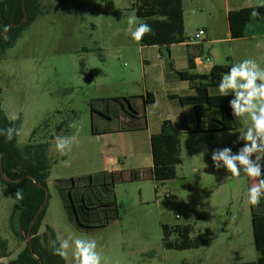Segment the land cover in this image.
I'll use <instances>...</instances> for the list:
<instances>
[{"label": "rangeland", "instance_id": "obj_1", "mask_svg": "<svg viewBox=\"0 0 264 264\" xmlns=\"http://www.w3.org/2000/svg\"><path fill=\"white\" fill-rule=\"evenodd\" d=\"M184 1L189 20L190 2ZM108 2L112 8L106 6ZM40 3L43 14L23 31L0 61L2 108L9 120L18 115L17 120L22 121L18 146L22 149L30 143L50 142L49 199L40 232L46 233L49 227L56 238L95 239L103 256L102 264L256 262L260 255L254 244L252 206L247 199L248 189L255 181L244 175L231 177L226 169L217 170L211 159L215 149L229 147L236 153L243 147L237 138L246 128L245 121L236 118V129L219 130L212 111L206 120V131L182 135V162L177 166V177L165 182L169 197L157 196L156 189L161 184L152 179L147 168L139 172L140 178H132V174H137L133 169L136 165L121 175H104L103 144L98 139L100 135L93 134V127L101 132L127 125L128 120L116 119L120 107L116 100L123 101V94H130L127 98L139 103L145 84L152 83L146 79L144 62L149 60L151 64L147 76L158 77L159 53L152 48L143 51L140 41H134L126 32L127 17L135 13V0ZM194 23L195 19L190 23L192 36L198 28L193 27ZM223 31L220 38H226L225 24ZM204 47L193 46L192 52L219 62L217 65L232 66L251 58L264 67V38ZM211 91L218 93V87ZM93 108L108 118L93 113ZM73 122L82 124L78 139L67 155H61L55 146L56 137H50L73 135ZM58 126H62L61 132H57ZM132 135L124 136V144L134 153L137 143ZM136 154L146 164L148 153L141 148ZM64 161L70 163L65 165ZM83 195L88 204L92 199L99 205L88 222L82 217L83 224L91 225L88 229L77 227L75 211L69 214L64 207L73 199L81 205ZM15 204V193L0 181V239L8 242L10 260L16 258L15 250L20 245L12 228ZM164 226L172 231L178 226L189 227L190 239L197 242V247L166 248ZM169 240L181 241L175 232ZM65 261L71 264V256Z\"/></svg>", "mask_w": 264, "mask_h": 264}, {"label": "trees", "instance_id": "obj_2", "mask_svg": "<svg viewBox=\"0 0 264 264\" xmlns=\"http://www.w3.org/2000/svg\"><path fill=\"white\" fill-rule=\"evenodd\" d=\"M183 1L135 0L133 10L136 16L152 28V32L146 34L140 41L141 46L169 48L174 44L187 41L185 38ZM106 6L112 8L113 4L108 2ZM42 14L43 9L40 0H0V26H11V30L7 33V40H4L2 33H0V61L7 50L16 44L23 31ZM254 16L258 17V21L262 26L260 34L264 35V6H258L230 13L229 24L232 37L235 39L245 37L248 25ZM192 47L189 48L192 49ZM194 57L193 53L189 54V69L187 71L174 70V72L178 79L190 82L195 90V95L189 97L169 95V97L179 100L184 105L193 106L199 120L205 118L210 110L218 109L220 111V117L218 118L219 130L236 129L238 124L229 106V101L233 97L231 95L222 97L210 94V89L218 87L221 75L227 72L231 65H214L208 74H197L194 72ZM170 67L173 69L171 63ZM2 92L0 86V129L10 127L14 123L21 130L22 121L20 119L14 122L9 120L2 108ZM116 101L120 103L123 112L132 116V121L138 124L137 127H126L127 130L143 129L145 124H140L145 123V117L140 116L132 107L131 99L125 97L123 101L119 99ZM144 101L146 104H152L155 99L152 94L148 93ZM92 112L108 118V115L102 111L93 108ZM61 130L62 126H58L57 132H61ZM100 133L93 127L94 135ZM55 137L52 135L50 140H54ZM17 141L18 136L9 142L4 136L0 135V181L14 193L17 189L23 190V199L16 200L14 206L12 228L17 237L23 231L31 237V240L9 264H65V259L53 255L49 243L56 239L53 230L48 227L46 233L40 232L49 199L47 184L51 173V163L48 156L50 142L30 143L21 149ZM151 149L153 158L152 179L157 183L174 180L177 177V166L182 162L181 140L179 133L170 120L163 121L160 132L152 135ZM103 174L115 176L124 173L107 174L103 172ZM134 177L136 175L132 174V178ZM80 200L81 205L78 204L80 201L76 203L73 199L70 202H65L64 207L69 214L71 210L75 211L77 220L74 224L77 227L88 229L91 228V225L83 224L82 217L88 222L99 205L95 204L92 199L90 200L91 203L88 204L85 195ZM80 206L81 210L79 209ZM42 207L43 209L36 219V215ZM252 215L254 244L260 256L256 262L242 264H264V197L261 198L259 205L252 206ZM104 226L102 225V227ZM163 228V241L166 248L185 250L197 247V242L190 239L191 230L189 227L178 226L173 231L168 226ZM172 232L178 234L180 242L169 240ZM7 256L8 242L0 239V257Z\"/></svg>", "mask_w": 264, "mask_h": 264}, {"label": "crops", "instance_id": "obj_3", "mask_svg": "<svg viewBox=\"0 0 264 264\" xmlns=\"http://www.w3.org/2000/svg\"><path fill=\"white\" fill-rule=\"evenodd\" d=\"M189 2V15L191 20H188L187 18L186 5L185 1H183L185 38L187 41L174 44L169 48L141 46L143 51L148 48L157 50L159 54H157L156 59L161 67L159 76L156 78H150V76H147V70L150 68L151 64L149 60H145V76L146 79L148 77V80L152 81V83L149 86L147 83L145 84L142 98L138 104L134 103L133 99H131L134 109L140 116L145 117V123L140 124H145V126H143V129L127 130L126 127H137L138 124L132 121V116L128 114H126L128 117L124 116L122 108L119 107L116 119L119 121L124 120L125 122L128 120L129 122L132 121V123L129 124V122H126V126H115L108 130H102L99 134L100 136L98 139L103 144L101 154V160L103 163L102 172L107 174L124 173L136 165L133 169L135 170V173H137L135 174L137 178H140L139 172L143 168L149 169L152 176L153 158L151 137L160 132L163 121L170 120L181 138L182 135H194L206 131L208 128L206 120L208 119L210 112H215L214 120L220 117V111L218 109H212L207 113L205 118L199 120L193 106L184 105L179 100H174L169 97V95L180 97L195 95V90L190 82L178 79L174 72V70L187 71L189 69V54L193 53L192 49L189 47L196 46L189 43V39L194 32H189L191 26L190 23L194 19L195 23L193 24V27L198 26L196 30L205 29L206 31L204 41L200 45H197L200 47L202 46L203 50L206 48L204 46L210 44L226 43V41H253L257 38H264V35L260 34L262 26L259 23L257 16H254L249 23L247 35L243 38H233L229 24V16L231 12L245 8L264 6V0H189ZM224 24L226 27L224 34L226 38H220V35H223L224 33ZM220 25H222V31H220ZM229 51L232 52V48H230ZM249 52L250 49L246 50V53ZM164 55L165 58L163 57ZM193 56H195L194 53ZM229 59L230 58H227V60ZM170 63L172 64L173 69L170 67ZM218 63L219 62H211L210 64L195 65L194 72L197 74H208L213 66ZM148 93L154 96L155 101L152 104H146L144 101V98ZM210 94L219 95V92L213 93L210 89ZM123 95L124 97H130V94ZM126 134H133V137L131 138L135 139L137 143L136 151L142 148V150H145L148 153L149 156L147 157L146 164H143V161L138 160L136 151L132 153L133 150H128L127 146L124 144L126 140V137L124 136H126Z\"/></svg>", "mask_w": 264, "mask_h": 264}, {"label": "clouds", "instance_id": "obj_4", "mask_svg": "<svg viewBox=\"0 0 264 264\" xmlns=\"http://www.w3.org/2000/svg\"><path fill=\"white\" fill-rule=\"evenodd\" d=\"M10 30V25L0 26L4 40L8 39L7 33ZM126 32L134 41L139 42L152 32V28L146 22L139 21L135 13H132L127 17ZM218 92L222 97H233L229 101L232 114L245 121L246 128L237 138V142H243V147L236 153L229 147L215 149L211 155L213 165L217 170L226 169L231 177L244 175L253 179L255 182L248 189L247 199L251 206H257L264 197V67L251 58L233 64L221 75ZM18 118V115L10 117L13 122ZM70 127L76 129L73 135H58L55 138L56 149L61 155H67L71 150L82 124L73 122ZM0 135L10 142L20 135V129L13 123L10 127L0 129ZM64 163L68 165L70 162ZM15 199H23L22 189H17ZM49 243L53 255L65 260L71 256V264H102L103 256L98 251L95 239L67 236L57 237ZM3 259L0 258V261Z\"/></svg>", "mask_w": 264, "mask_h": 264}, {"label": "built area", "instance_id": "obj_5", "mask_svg": "<svg viewBox=\"0 0 264 264\" xmlns=\"http://www.w3.org/2000/svg\"><path fill=\"white\" fill-rule=\"evenodd\" d=\"M206 36V31L205 29H199L197 30L194 35L189 39V43H191L192 45H200ZM210 64L211 61L208 58H204L202 56H195L194 57V64L195 65H203V64ZM160 186H157V196L160 197H169V190L167 188H165V184L164 183H160ZM19 240H20V245L18 246V248L15 250L17 253H19L28 242H30L31 237L27 236L23 231L20 232V236H19ZM22 243V244H21ZM22 245H24L23 247H21ZM0 258H4L2 261H0V264H9L12 260H10L7 257H0Z\"/></svg>", "mask_w": 264, "mask_h": 264}, {"label": "water", "instance_id": "obj_6", "mask_svg": "<svg viewBox=\"0 0 264 264\" xmlns=\"http://www.w3.org/2000/svg\"><path fill=\"white\" fill-rule=\"evenodd\" d=\"M47 194H48V191H47ZM43 209V207L39 210V212L37 213V215H36V219L38 218V216H39V214H40V212H41V210Z\"/></svg>", "mask_w": 264, "mask_h": 264}]
</instances>
